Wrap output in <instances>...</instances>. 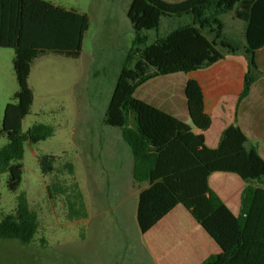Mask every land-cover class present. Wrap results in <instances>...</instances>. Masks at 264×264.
<instances>
[{
    "label": "trees",
    "instance_id": "obj_1",
    "mask_svg": "<svg viewBox=\"0 0 264 264\" xmlns=\"http://www.w3.org/2000/svg\"><path fill=\"white\" fill-rule=\"evenodd\" d=\"M127 16L135 33L111 96L105 123L121 129L133 155V180L147 183L138 195L137 223L146 234L178 205L217 244L220 252L201 264H264V160L237 126L228 127L219 146L205 145L204 132L211 126L199 84L185 86L187 108L196 133L183 120L135 97L147 82L179 73L208 68L239 48L225 37L222 17L228 13L245 24L247 62L241 100L264 74L256 63V52L264 46V0H128ZM190 17L191 23L159 35L163 18ZM90 20L86 14L45 0H0V48L14 49L13 68L18 91L7 104L0 137L8 144L0 148V175L8 174L7 188L16 192L23 176L25 142L37 143L53 135V128L34 125L24 134L22 122L29 115L34 93L29 85L33 63L50 54L78 59ZM156 31L155 39L145 32ZM56 157L42 156L43 174L56 171ZM74 175L71 163L64 165ZM215 172L237 174L246 183L241 212L235 216L210 188ZM47 191L66 199L68 218L88 216L77 182H52ZM39 230V218L29 207L25 193L17 197L14 213L0 220V240L31 244Z\"/></svg>",
    "mask_w": 264,
    "mask_h": 264
},
{
    "label": "rangeland",
    "instance_id": "obj_2",
    "mask_svg": "<svg viewBox=\"0 0 264 264\" xmlns=\"http://www.w3.org/2000/svg\"><path fill=\"white\" fill-rule=\"evenodd\" d=\"M45 1L86 14L90 26L80 58L50 54L33 63L29 85L34 101L22 132L37 124L54 132L46 140L25 142L22 182L16 192L7 188L8 174L0 175V220L14 213L17 197L25 193L30 209L38 215L39 230L31 244L0 240V264H193L181 260L180 235L196 232L197 227L204 232L182 205L148 233H141L136 212L140 185L133 180V155L121 129L105 123L135 38L127 16L129 1ZM231 15L222 19L227 21ZM168 30L164 18L159 35ZM145 33L150 42L155 39L156 31ZM225 37L237 48L244 41L230 37L228 27ZM14 56V49L0 48V128L5 108L18 91ZM7 144L1 136L0 148ZM46 155L56 157L54 173L42 172L39 158ZM67 163L74 166L73 176L64 170ZM52 182L78 183L87 218H68L65 197L48 194Z\"/></svg>",
    "mask_w": 264,
    "mask_h": 264
},
{
    "label": "crops",
    "instance_id": "obj_3",
    "mask_svg": "<svg viewBox=\"0 0 264 264\" xmlns=\"http://www.w3.org/2000/svg\"><path fill=\"white\" fill-rule=\"evenodd\" d=\"M165 20L169 21L168 33L180 25L191 23L190 17L165 18ZM223 22L225 33L228 27L230 37L244 39L235 53L229 54L222 50L225 53L224 59L208 68L153 79L139 87L135 97L183 120L192 127L194 132L200 133L189 116L185 96L186 83L190 80L195 81L203 93L205 112L212 120L211 126L204 132L205 145L210 149H216L223 132L230 126H237L247 137L249 147H255L264 160V77L259 78L251 87L248 96L241 100L247 73V62L244 57L245 24L234 15ZM256 63L264 74V46L256 52ZM208 183L231 212L238 216L241 212L242 194L247 183L237 174L227 172L213 173ZM147 187V183L141 184L139 192ZM201 232L197 227L196 232L192 230L181 233L183 263L192 261L193 264H201L208 257L220 252L217 244L213 241L216 244L214 245L208 239L207 233L204 230V233Z\"/></svg>",
    "mask_w": 264,
    "mask_h": 264
}]
</instances>
